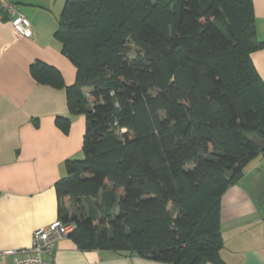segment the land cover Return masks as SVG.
Listing matches in <instances>:
<instances>
[{
    "label": "trees",
    "instance_id": "obj_1",
    "mask_svg": "<svg viewBox=\"0 0 264 264\" xmlns=\"http://www.w3.org/2000/svg\"><path fill=\"white\" fill-rule=\"evenodd\" d=\"M54 36L74 82L40 60L29 70L66 86L60 129L85 117L83 157L66 158L54 183L76 245L227 264L220 198L264 152L252 139L264 138V81L250 56L264 38L252 0H64ZM127 36L140 48L134 58ZM65 196L93 198L98 221L78 209L69 218Z\"/></svg>",
    "mask_w": 264,
    "mask_h": 264
},
{
    "label": "crops",
    "instance_id": "obj_2",
    "mask_svg": "<svg viewBox=\"0 0 264 264\" xmlns=\"http://www.w3.org/2000/svg\"><path fill=\"white\" fill-rule=\"evenodd\" d=\"M31 22L32 34H17L0 10V250L28 247L32 233L58 216L54 183L66 176L64 160L83 157L84 114L71 115L68 130L56 123L68 116L66 86L76 68L54 36L64 0H11ZM255 28L264 38V0H252ZM264 81V47L250 53ZM56 67L64 86L38 82L30 64ZM81 156V157H79ZM220 255L227 264H264V152L220 198ZM56 264H168L128 250L79 248L68 235L51 254ZM11 256L0 252V264Z\"/></svg>",
    "mask_w": 264,
    "mask_h": 264
},
{
    "label": "built area",
    "instance_id": "obj_3",
    "mask_svg": "<svg viewBox=\"0 0 264 264\" xmlns=\"http://www.w3.org/2000/svg\"><path fill=\"white\" fill-rule=\"evenodd\" d=\"M0 10L8 16L17 34L24 36L32 34L30 19L19 10L16 3L11 0H0ZM75 228V221H65L56 217L33 231L28 247L3 249L0 252L11 256L10 264H56L51 254L57 240L70 235Z\"/></svg>",
    "mask_w": 264,
    "mask_h": 264
},
{
    "label": "rangeland",
    "instance_id": "obj_4",
    "mask_svg": "<svg viewBox=\"0 0 264 264\" xmlns=\"http://www.w3.org/2000/svg\"><path fill=\"white\" fill-rule=\"evenodd\" d=\"M124 42L125 44L129 46V50H128L129 56L131 58L136 57L138 52L140 51L138 43L135 42L133 39H131L130 36H127ZM88 90L89 89L87 87L83 88V91L85 94L89 92ZM93 200H94L93 198L89 199V198H83V197H80L79 199L76 200V199H71L68 196H65V197H61L60 204H61V207H64V209H66L69 218L78 209V210L83 211L84 214L93 215L94 222H97L100 216V213L97 210L96 211L92 210L93 208L91 205L93 203Z\"/></svg>",
    "mask_w": 264,
    "mask_h": 264
},
{
    "label": "water",
    "instance_id": "obj_5",
    "mask_svg": "<svg viewBox=\"0 0 264 264\" xmlns=\"http://www.w3.org/2000/svg\"><path fill=\"white\" fill-rule=\"evenodd\" d=\"M252 139L259 146L261 150H264V138H258L255 134H253Z\"/></svg>",
    "mask_w": 264,
    "mask_h": 264
}]
</instances>
